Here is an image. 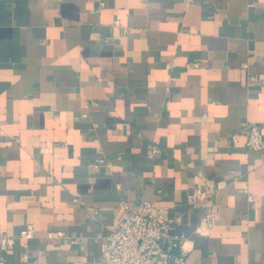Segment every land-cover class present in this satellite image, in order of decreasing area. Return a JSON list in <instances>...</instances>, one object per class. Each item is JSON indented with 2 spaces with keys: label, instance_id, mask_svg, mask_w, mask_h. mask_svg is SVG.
Returning <instances> with one entry per match:
<instances>
[{
  "label": "crops",
  "instance_id": "obj_1",
  "mask_svg": "<svg viewBox=\"0 0 264 264\" xmlns=\"http://www.w3.org/2000/svg\"><path fill=\"white\" fill-rule=\"evenodd\" d=\"M250 124L264 0H0V232L35 227L0 264H105L95 234L144 199L186 264H264Z\"/></svg>",
  "mask_w": 264,
  "mask_h": 264
},
{
  "label": "built area",
  "instance_id": "obj_2",
  "mask_svg": "<svg viewBox=\"0 0 264 264\" xmlns=\"http://www.w3.org/2000/svg\"><path fill=\"white\" fill-rule=\"evenodd\" d=\"M246 145L251 149L264 147L261 128L258 124L247 125L243 133ZM238 134L231 136L233 142ZM152 154V153H151ZM250 199L251 196H249ZM125 213L117 229L106 233L98 232L101 256L105 264H186L187 251L182 236H172V220L165 207L152 199L123 202ZM97 212V211H94ZM207 227L212 224V215L207 213ZM197 231L203 233L201 227ZM49 237H67L63 231L49 232ZM35 237V227L27 224L17 234L0 232V250L11 253L18 239L29 240ZM71 242H76L71 238Z\"/></svg>",
  "mask_w": 264,
  "mask_h": 264
}]
</instances>
